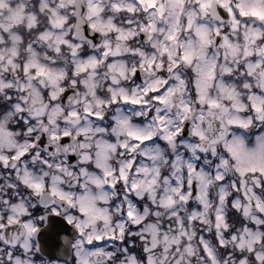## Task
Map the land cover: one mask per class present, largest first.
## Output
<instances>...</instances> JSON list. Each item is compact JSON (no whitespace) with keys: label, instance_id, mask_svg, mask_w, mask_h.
<instances>
[{"label":"snow or ice","instance_id":"6c2138e0","mask_svg":"<svg viewBox=\"0 0 264 264\" xmlns=\"http://www.w3.org/2000/svg\"><path fill=\"white\" fill-rule=\"evenodd\" d=\"M0 264H264V0H0Z\"/></svg>","mask_w":264,"mask_h":264}]
</instances>
